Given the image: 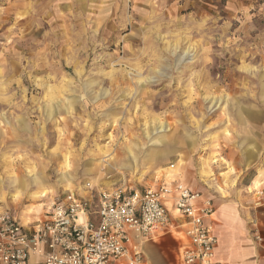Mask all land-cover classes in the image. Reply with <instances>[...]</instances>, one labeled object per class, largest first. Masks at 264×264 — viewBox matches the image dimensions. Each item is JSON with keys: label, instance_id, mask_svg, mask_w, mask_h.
<instances>
[{"label": "rangeland", "instance_id": "rangeland-1", "mask_svg": "<svg viewBox=\"0 0 264 264\" xmlns=\"http://www.w3.org/2000/svg\"><path fill=\"white\" fill-rule=\"evenodd\" d=\"M163 180L260 193L264 0H0V213Z\"/></svg>", "mask_w": 264, "mask_h": 264}, {"label": "built area", "instance_id": "built-area-1", "mask_svg": "<svg viewBox=\"0 0 264 264\" xmlns=\"http://www.w3.org/2000/svg\"><path fill=\"white\" fill-rule=\"evenodd\" d=\"M214 213L212 200L181 180L141 190L86 182L54 195L27 223L1 212L0 264H142V244L172 232L184 238L181 264H227L215 256Z\"/></svg>", "mask_w": 264, "mask_h": 264}, {"label": "crops", "instance_id": "crops-1", "mask_svg": "<svg viewBox=\"0 0 264 264\" xmlns=\"http://www.w3.org/2000/svg\"><path fill=\"white\" fill-rule=\"evenodd\" d=\"M256 128L257 121L251 116H241L239 123L241 133L250 132V138H253ZM247 155L251 156V152L241 154V163L245 162L244 156ZM245 169L246 167H243L242 170ZM186 185L189 187L188 184ZM261 185L260 193L248 194L244 192V188L248 186L246 184H231L223 188L222 193L214 192L213 196L193 189L199 191L202 197L211 199L215 206V213L210 219L217 238L215 248L217 260L227 264H264V182ZM44 195V192L40 193V196ZM177 220L181 222L183 218L177 217ZM253 231L260 234L263 238L262 242L254 239ZM183 242L184 238L176 232L166 233L154 240L144 242L142 264H181L180 253ZM116 264L129 263L127 259H121Z\"/></svg>", "mask_w": 264, "mask_h": 264}]
</instances>
